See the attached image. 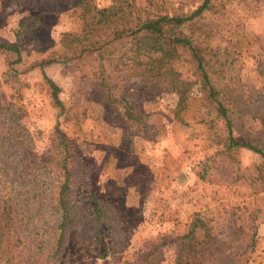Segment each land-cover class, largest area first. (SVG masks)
<instances>
[{
	"label": "rangeland",
	"instance_id": "rangeland-1",
	"mask_svg": "<svg viewBox=\"0 0 264 264\" xmlns=\"http://www.w3.org/2000/svg\"><path fill=\"white\" fill-rule=\"evenodd\" d=\"M134 1L151 16L203 2ZM79 13L65 0H0V44L21 54L15 63L0 51V264H264V157L242 147L264 153V0H212L180 28L215 98L187 49L162 77L144 70L153 58L121 64V45L63 60L62 34L81 33ZM52 59L44 72L63 110L37 65ZM216 101L239 147L228 148ZM124 103L145 127L127 122ZM197 219L206 230L186 239Z\"/></svg>",
	"mask_w": 264,
	"mask_h": 264
},
{
	"label": "trees",
	"instance_id": "trees-1",
	"mask_svg": "<svg viewBox=\"0 0 264 264\" xmlns=\"http://www.w3.org/2000/svg\"><path fill=\"white\" fill-rule=\"evenodd\" d=\"M65 2L68 10H80L79 16L83 21V28L78 35L73 33L62 34L61 41L64 44V47L68 49V53L71 54L70 57H64L63 60H71L72 58H76V56H81L82 54L89 52H112L116 47L121 45L127 47L128 52H130L128 57L125 54L118 57L121 64L127 59L128 61H134L140 66L143 65L140 61L142 57H145L148 60L153 58L154 60L152 63L145 64L144 70H149V74H153L154 71H159V73L155 74L162 77L165 76V72H171L168 68L172 64V61L177 57V50L187 49L191 53L198 70L201 72L202 83L208 87V95L215 98L216 91L211 86L208 75L205 71L204 59L200 56L199 50L195 49L192 41L180 32L181 27L200 17L205 11H208L212 0H203L202 4L190 15L174 16H151L146 12L141 13V9L136 5L134 0H116L113 1L111 6L105 8L97 7L93 0H65ZM49 8L50 10H55L57 5L54 4ZM100 33H102V35H100ZM0 51L13 54L15 56V63L21 62V54L17 45L11 43L0 44ZM54 63H56V60L52 59L41 61L37 65L40 68L43 80L47 83L50 89V95L54 105L60 110H63V103L59 98V88L44 72L46 66ZM175 76V80L173 81V83H176L175 86H183L185 83L177 74ZM105 80H107V77L103 76L102 81H99L102 87H106L104 83ZM179 93L181 97L180 99L183 101L185 90L180 89L178 91V94ZM216 104L218 115L226 119L229 142L228 148L231 146L239 147V145L234 142L232 136V125L226 107L219 101H216ZM120 106L124 111L127 122L139 123L143 127L146 126L141 117L133 112L134 110L130 105L124 103V105ZM242 147L248 148L264 157V153L259 151L256 147L248 145H243ZM63 198V192L58 194V208L59 211H61L60 229L63 228L67 217V207ZM97 208L96 205L94 212L95 216L99 215ZM197 227L206 230V227L203 226L201 220L197 219L191 223L190 231L185 238L189 240L193 239ZM104 252L105 251L103 250L102 256H105ZM177 264L202 263L179 258Z\"/></svg>",
	"mask_w": 264,
	"mask_h": 264
}]
</instances>
